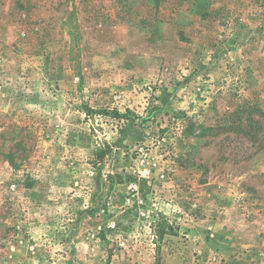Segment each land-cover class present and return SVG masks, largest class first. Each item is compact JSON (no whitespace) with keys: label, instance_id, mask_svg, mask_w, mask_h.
<instances>
[{"label":"rangeland","instance_id":"1","mask_svg":"<svg viewBox=\"0 0 264 264\" xmlns=\"http://www.w3.org/2000/svg\"><path fill=\"white\" fill-rule=\"evenodd\" d=\"M261 111L264 0H0V264H264Z\"/></svg>","mask_w":264,"mask_h":264},{"label":"trees","instance_id":"2","mask_svg":"<svg viewBox=\"0 0 264 264\" xmlns=\"http://www.w3.org/2000/svg\"><path fill=\"white\" fill-rule=\"evenodd\" d=\"M261 116H264V111H261ZM256 126L257 125L254 122V124H253V126H251L250 130H254ZM240 130H244V129L242 127H240ZM250 130L248 132H246V134H250V137L253 138L255 135H253V133H250L251 132Z\"/></svg>","mask_w":264,"mask_h":264}]
</instances>
